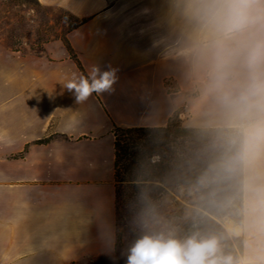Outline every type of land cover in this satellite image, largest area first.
Returning a JSON list of instances; mask_svg holds the SVG:
<instances>
[{
    "label": "crops",
    "instance_id": "1",
    "mask_svg": "<svg viewBox=\"0 0 264 264\" xmlns=\"http://www.w3.org/2000/svg\"><path fill=\"white\" fill-rule=\"evenodd\" d=\"M86 22L67 39L87 76L114 72L110 90L78 103L84 76L61 40L44 55L0 42V264H72L116 244L113 125L192 129L264 124V19L223 40L204 0H38ZM264 16V0H253ZM173 78L178 92L164 85ZM64 138L33 144L51 134ZM28 146V148H27ZM27 148V149H26ZM26 149V151H25ZM239 264H264V143L241 160Z\"/></svg>",
    "mask_w": 264,
    "mask_h": 264
},
{
    "label": "rangeland",
    "instance_id": "2",
    "mask_svg": "<svg viewBox=\"0 0 264 264\" xmlns=\"http://www.w3.org/2000/svg\"><path fill=\"white\" fill-rule=\"evenodd\" d=\"M67 17L65 11L38 5L36 0H0V42L24 53L41 52L44 41L64 34ZM167 79H171L170 91L176 90L173 78ZM207 134L210 138L200 137V142L209 141L206 179L201 180L197 170L192 173L196 187H189L181 181L176 184L169 175L166 194L152 193L149 196L153 195V199L141 197V201L126 182L117 184L115 253L88 257L76 264H127L131 248L145 237L181 243L192 237L215 238V258L239 264L241 239L229 234L223 224L233 221L240 225V131L222 129Z\"/></svg>",
    "mask_w": 264,
    "mask_h": 264
},
{
    "label": "trees",
    "instance_id": "3",
    "mask_svg": "<svg viewBox=\"0 0 264 264\" xmlns=\"http://www.w3.org/2000/svg\"><path fill=\"white\" fill-rule=\"evenodd\" d=\"M36 2L38 5L43 6L38 0ZM65 13L68 17L66 18L67 28L64 34L52 40L44 41L41 45V52L37 51L36 54L43 56L46 43L61 40L69 52L70 59L76 63L78 69L87 77L67 39V34L84 24L86 20ZM168 80L171 79H165L164 81L168 93L178 92V89L170 91ZM205 130L183 127L178 112H175L163 127L125 128L113 125L116 204L118 200L117 184L123 182H126L135 190L134 196L141 201V197L153 199V195L149 196L152 193L159 192L160 196L166 194L164 189H167L166 179L169 175H172L176 184L181 181L182 184L189 187H196L192 180V173L197 170L200 172V179H206L210 165L209 141L205 139L200 142V137L204 135L205 138H210L207 133L220 131L222 128ZM63 138L62 135L54 133L34 141L33 144H47Z\"/></svg>",
    "mask_w": 264,
    "mask_h": 264
},
{
    "label": "clouds",
    "instance_id": "4",
    "mask_svg": "<svg viewBox=\"0 0 264 264\" xmlns=\"http://www.w3.org/2000/svg\"><path fill=\"white\" fill-rule=\"evenodd\" d=\"M253 0H204L202 15L205 25L218 37L214 42L217 53L223 48V40L243 31L248 25L264 16L254 15ZM114 72L93 68L87 77L73 76L65 87L75 91L78 103L86 101L92 93L111 89ZM256 94L264 99V83L256 85ZM264 143V124L251 130H241L238 158L248 157L256 144ZM218 241L215 238H189L181 243L145 237L130 250L127 264H232L231 259H216Z\"/></svg>",
    "mask_w": 264,
    "mask_h": 264
},
{
    "label": "bare ground",
    "instance_id": "5",
    "mask_svg": "<svg viewBox=\"0 0 264 264\" xmlns=\"http://www.w3.org/2000/svg\"><path fill=\"white\" fill-rule=\"evenodd\" d=\"M223 227L232 236L239 239L242 238L243 233L240 225L234 223L233 221H227L225 224H223Z\"/></svg>",
    "mask_w": 264,
    "mask_h": 264
}]
</instances>
